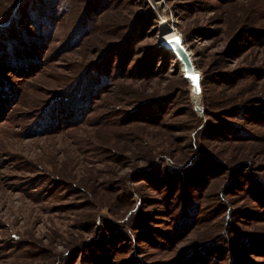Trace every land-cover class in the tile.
<instances>
[{
    "label": "rangeland",
    "instance_id": "obj_1",
    "mask_svg": "<svg viewBox=\"0 0 264 264\" xmlns=\"http://www.w3.org/2000/svg\"><path fill=\"white\" fill-rule=\"evenodd\" d=\"M0 264H264V0H0Z\"/></svg>",
    "mask_w": 264,
    "mask_h": 264
},
{
    "label": "water",
    "instance_id": "obj_2",
    "mask_svg": "<svg viewBox=\"0 0 264 264\" xmlns=\"http://www.w3.org/2000/svg\"><path fill=\"white\" fill-rule=\"evenodd\" d=\"M179 40V44L175 43L176 40ZM166 49L168 50H173L178 54V57L180 60L183 62L185 69H186V75H184V78L186 81H190L189 77L193 76L195 73L198 74V79H199V94L201 95V76L199 75V72L196 70L193 60L190 56V53L188 49L185 47L184 41L182 39V36L180 35L179 38H176L175 40L169 42L167 45L162 44ZM171 52V51H170ZM190 83V82H189ZM190 85L193 87V85L190 83ZM192 95L193 99L195 100L194 97V90L192 89Z\"/></svg>",
    "mask_w": 264,
    "mask_h": 264
},
{
    "label": "bare ground",
    "instance_id": "obj_3",
    "mask_svg": "<svg viewBox=\"0 0 264 264\" xmlns=\"http://www.w3.org/2000/svg\"><path fill=\"white\" fill-rule=\"evenodd\" d=\"M168 37H166V39L165 38H162L161 39V42H162V44H164V45H167L169 42H171V41H173V40H175L176 38H179V36H180V34L179 33H175V34H169V35H167ZM169 51H171L172 52V54L177 58V60L180 62V64H181V68H182V73H183V76L184 75H186V69H185V66H184V64H183V62L180 60V58L178 57V54L175 52V51H173V50H169ZM193 77H195L196 78V80L194 81L193 80ZM199 77H198V74H194L193 76H191V77H189V82L193 85V87H192V89L194 90V97H195V100H196V105H197V107H198V109H200L201 108V106H200V94H199V79H198ZM201 112V111H200Z\"/></svg>",
    "mask_w": 264,
    "mask_h": 264
},
{
    "label": "snow or ice",
    "instance_id": "obj_4",
    "mask_svg": "<svg viewBox=\"0 0 264 264\" xmlns=\"http://www.w3.org/2000/svg\"><path fill=\"white\" fill-rule=\"evenodd\" d=\"M175 43L179 44V40L177 39V40L175 41ZM193 80L195 81V80H196V78H195V77H193Z\"/></svg>",
    "mask_w": 264,
    "mask_h": 264
}]
</instances>
